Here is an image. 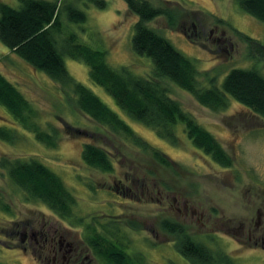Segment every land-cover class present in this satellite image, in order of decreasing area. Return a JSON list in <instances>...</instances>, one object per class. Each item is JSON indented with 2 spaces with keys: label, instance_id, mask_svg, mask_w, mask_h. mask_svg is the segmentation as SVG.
<instances>
[{
  "label": "rangeland",
  "instance_id": "rangeland-1",
  "mask_svg": "<svg viewBox=\"0 0 264 264\" xmlns=\"http://www.w3.org/2000/svg\"><path fill=\"white\" fill-rule=\"evenodd\" d=\"M50 1L60 3L61 8L75 6L85 13L86 20L80 24L69 22L66 14L61 13L65 33L74 32L79 42L106 51L111 67L127 66L142 76L150 73V59L136 55L131 49L137 17L123 0H104V8L82 0ZM150 1L183 10L176 27H170L163 17L148 25L195 62L203 86H209L210 78L219 85L233 68L253 67L264 75V23L244 12L233 0ZM0 2L13 8L19 6L18 0ZM194 12L197 14L193 19ZM244 35L263 47L249 42ZM63 58L68 73L123 118L143 142L165 154L170 165L160 163L129 140L111 134L88 118L78 109L69 90L0 43V73L28 100L39 128L46 132L53 128L58 133L55 145L40 143L0 105V128L13 132L11 141L0 139V199L6 206L0 208L1 264L52 263L51 256L47 262H40L39 249L34 245L30 249L21 241L31 225L37 231L44 228L49 235L55 232L57 240L65 235L68 242L79 248L82 257L92 259L90 264H107L85 242L92 231L124 247L138 264H189L175 249L174 236L162 230L163 221L177 222L182 217V213L171 208V196L201 201L206 207H217L225 217L237 218L247 213L246 208L251 209L249 199L250 203L264 199L263 118L235 101H230L224 110L212 111L198 104L187 91L167 84L170 97L191 113L232 157L233 165L224 168L196 149L180 126L178 144L173 145L149 127L131 120L101 87L90 83L84 63ZM86 142L109 152L114 164L112 173L100 172L84 163L81 152ZM15 160H36L58 175L75 197L73 212L82 222L62 220L45 205L28 200L2 166V161ZM167 195L170 197L165 199ZM195 233L196 241L213 253L224 254L232 264H264V251L243 252L237 249V242L222 232L212 237L196 227Z\"/></svg>",
  "mask_w": 264,
  "mask_h": 264
},
{
  "label": "trees",
  "instance_id": "trees-1",
  "mask_svg": "<svg viewBox=\"0 0 264 264\" xmlns=\"http://www.w3.org/2000/svg\"><path fill=\"white\" fill-rule=\"evenodd\" d=\"M82 1L99 8L105 7L104 0ZM123 1L127 9L137 17L131 49L138 56L148 57L152 63V70L146 76L134 74L127 66L117 69L111 67L107 62L106 51L79 42L74 32L65 33L61 13L64 12L68 21L74 24L83 23L86 15L75 6L61 8L56 1L18 0L17 8L0 2V43L30 67L43 72L53 82L69 90L75 97L78 109L88 118L111 134L129 140L133 146L149 153L160 163L170 165L165 154L143 142L123 118L90 88L68 73L64 56L84 63L88 68L90 83L101 87L131 120L149 127L158 137L173 145L178 144L177 127L180 126L196 149L219 166L231 167L232 157L210 132L197 123L191 113L170 97L167 84L173 83L187 91L198 104L212 111L224 110L230 101H235L264 119V75L253 67L233 68L219 85L214 84V78H210L209 86H203L198 80L199 72L195 62L148 25L150 21L163 17L170 27H174L183 10L166 3L154 5L150 0ZM233 1L244 12L264 23V0ZM196 14L192 13L193 19ZM244 36L249 42L263 47L259 41ZM0 105L15 123L33 133L38 142L47 146L55 145L57 130L52 128L46 132L39 128L28 100L1 73ZM12 137L11 130L0 128V139L11 141ZM81 157L87 166L100 172L114 171L112 156L105 148L94 143H84ZM2 163L9 179L24 192L28 200L45 205L62 220L71 222L76 219L82 222L83 219L76 218L73 212L75 197L59 176L45 165L36 160ZM3 205L0 199V208L6 207ZM161 226L164 232L174 236L175 249L191 264H232L224 254L213 253L196 241L178 222L167 220ZM92 232V236L86 235L85 242L101 261L107 264H138L124 247L103 234Z\"/></svg>",
  "mask_w": 264,
  "mask_h": 264
},
{
  "label": "flooded vegetation",
  "instance_id": "flooded-vegetation-1",
  "mask_svg": "<svg viewBox=\"0 0 264 264\" xmlns=\"http://www.w3.org/2000/svg\"><path fill=\"white\" fill-rule=\"evenodd\" d=\"M229 168V167H228ZM170 196H165V199ZM171 208L182 217L178 221L184 225L187 232L195 237L196 227L207 235H216L222 232L224 235L237 242V249L245 251H264V199L260 201L248 202L252 206L250 210L246 208L247 213L244 216L225 217L217 207H206L201 201H192L188 198L171 196ZM159 203L160 200H157ZM177 221V222H178ZM176 222V221H175ZM44 228L38 231L35 227L29 226L28 231L23 233L21 241L26 246L34 249L33 245L39 249L37 258L40 262H47L48 256H51V264H83L87 257H82V252L72 242L66 240V236H59L56 239V233L49 235ZM47 230V229H46ZM27 247H23L25 250ZM90 250V249H89ZM185 261L191 264L185 257L180 255ZM92 259L87 258L90 264Z\"/></svg>",
  "mask_w": 264,
  "mask_h": 264
}]
</instances>
